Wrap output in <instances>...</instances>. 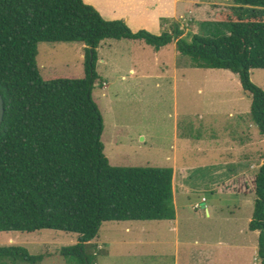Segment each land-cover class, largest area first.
<instances>
[{"label": "trees", "instance_id": "1", "mask_svg": "<svg viewBox=\"0 0 264 264\" xmlns=\"http://www.w3.org/2000/svg\"><path fill=\"white\" fill-rule=\"evenodd\" d=\"M233 2L240 12L231 20L186 40L178 25L160 35L132 32L82 0H0V232L76 234L77 243L60 255L71 264H96L87 246L102 224L174 220L171 168L114 167L104 155L103 118L92 97L104 40L142 41L155 51L174 42L192 67L237 75L264 137V91L250 80L253 70H264V0ZM39 43L81 44L83 77L42 78ZM253 182L248 230L258 232L264 264V156ZM43 258L0 246V264H40Z\"/></svg>", "mask_w": 264, "mask_h": 264}, {"label": "rangeland", "instance_id": "2", "mask_svg": "<svg viewBox=\"0 0 264 264\" xmlns=\"http://www.w3.org/2000/svg\"><path fill=\"white\" fill-rule=\"evenodd\" d=\"M198 1L203 9L212 2L218 4L211 8L214 16L208 17L215 20L205 22L208 24L195 34H209L213 23L226 24L240 12L233 0ZM192 32L187 31L186 40ZM37 52L36 66L42 78L83 77L81 44L39 43ZM97 55L100 80L92 97L103 118L101 142L110 165L171 168L175 155L177 165L188 171L186 184L196 188L176 198L182 234L191 245L194 240L199 245L188 247V251L181 247L180 264L191 260L197 264H260L258 233L250 232L248 224L264 138L251 120V99L242 91L237 75L194 68L186 56L173 59L167 50L155 55L151 47L126 40H104ZM250 80L264 91V70H253ZM244 134L252 140L251 179L242 185L237 181L234 187L217 188L238 171L239 166L230 162L238 161L245 150L228 149L238 148ZM246 155L248 167V147ZM239 159L244 165L242 156ZM220 167L226 172L216 175ZM133 225L153 226L145 222L104 223L96 237L100 241L89 244L87 251L97 254L98 264H172L173 249L165 243H150L147 237L142 244L138 232H125L126 226ZM76 243V234L55 230L0 232V246H20L31 255H43L40 264H71L60 255V249ZM104 247L108 253L101 256ZM162 254L166 256L160 257Z\"/></svg>", "mask_w": 264, "mask_h": 264}, {"label": "crops", "instance_id": "3", "mask_svg": "<svg viewBox=\"0 0 264 264\" xmlns=\"http://www.w3.org/2000/svg\"><path fill=\"white\" fill-rule=\"evenodd\" d=\"M82 1L84 4L93 7L100 14V16L106 21H117V20L123 21L132 32L145 30L150 32L151 34L160 35L164 30L169 31L173 25H178L179 28L183 31V37L187 35L186 34L187 31H193L192 33L194 34L198 33L201 31L205 22L214 21L215 20L214 18H210L209 20L208 17L210 15L214 16L215 11L214 9L211 8L214 7L216 9L217 7H215L216 6L215 4H218V2H212L206 5L207 7L203 9L204 8L203 4L198 0H82ZM188 28L190 29L192 28V30H189ZM126 41L132 42L134 45L140 43L144 44L142 41H133V40H126ZM166 50L171 53L173 59H178L179 55L180 58L183 57V55L178 53L174 42L161 48L158 51L154 50V54L158 55ZM156 57L157 56H155V58ZM103 87H106L105 83ZM249 127H251V124H249ZM240 142L241 143L239 144L238 148L236 147L235 149L233 148L228 150L229 151L236 150L237 152L243 153L244 151L242 149L244 148L245 150L244 155L243 154L239 155L242 156V158L244 159L243 162L244 165L240 163L241 160L239 159V156H238L239 162L236 160L230 162L231 165L239 166L238 171L234 172V174H230V176L226 178L223 182L221 181V185L217 186V188L220 187L223 188L225 186L234 187L237 181H239V184L242 185V181L246 182L247 178L251 179L252 170H253V156H251L252 140L251 139L250 141L247 140V136L246 134H244V140L241 139ZM247 147L249 149V155H250L248 167L246 160ZM170 167L172 169L173 204L175 209L174 220L145 221V223H151L153 224V226L150 229L146 227L138 228L135 225H133L132 227L126 226L125 232L131 233V231L133 230L134 232H138L139 233L138 241L142 242V244L143 242H146L148 240L146 239V237L150 238V243L154 242L156 245L165 243L171 249H173L174 255L172 256L173 258L172 264H180L179 261H180L181 247L187 250L188 247H191L193 245L194 246H199V245L197 240H194L193 245H191L190 241L182 234L179 215L177 212L176 198L178 195L182 196L183 193L190 192V190L194 192L196 188L194 187L190 188L186 184L185 181L188 180L187 177L188 171L186 170V168L177 165L175 155L172 158V164L170 165ZM225 172L226 169L220 167V169H218L215 173L216 175H222ZM214 185L215 184L211 186ZM243 190L245 191L247 190L246 186H244ZM248 190L250 191V188H248ZM243 195L246 197V194ZM206 215L208 216L207 210H206ZM128 222H139V221H128ZM96 240H99V238L94 239L90 244H92ZM101 244L104 245L105 243L102 242L101 240ZM201 247L203 248V246ZM105 251L106 252L101 256L107 255L108 250L105 249ZM202 255L203 254H201V256ZM159 256L164 257L166 255L162 254ZM96 264H98L97 260H96ZM186 264H197V262L195 263L194 260H191V262L189 263L186 262Z\"/></svg>", "mask_w": 264, "mask_h": 264}, {"label": "water", "instance_id": "4", "mask_svg": "<svg viewBox=\"0 0 264 264\" xmlns=\"http://www.w3.org/2000/svg\"><path fill=\"white\" fill-rule=\"evenodd\" d=\"M3 115H4L3 100H2V96L0 94V125H1L2 120H3ZM202 206H203V204H202Z\"/></svg>", "mask_w": 264, "mask_h": 264}, {"label": "built area", "instance_id": "5", "mask_svg": "<svg viewBox=\"0 0 264 264\" xmlns=\"http://www.w3.org/2000/svg\"><path fill=\"white\" fill-rule=\"evenodd\" d=\"M195 207L197 208V205Z\"/></svg>", "mask_w": 264, "mask_h": 264}]
</instances>
